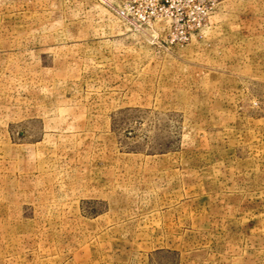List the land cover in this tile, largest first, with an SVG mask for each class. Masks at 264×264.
<instances>
[{"label": "rangeland", "instance_id": "374dc122", "mask_svg": "<svg viewBox=\"0 0 264 264\" xmlns=\"http://www.w3.org/2000/svg\"><path fill=\"white\" fill-rule=\"evenodd\" d=\"M264 264V0H0V264Z\"/></svg>", "mask_w": 264, "mask_h": 264}, {"label": "crops", "instance_id": "0c3cea01", "mask_svg": "<svg viewBox=\"0 0 264 264\" xmlns=\"http://www.w3.org/2000/svg\"><path fill=\"white\" fill-rule=\"evenodd\" d=\"M148 259V258H147ZM144 264H150L149 259L144 262Z\"/></svg>", "mask_w": 264, "mask_h": 264}]
</instances>
